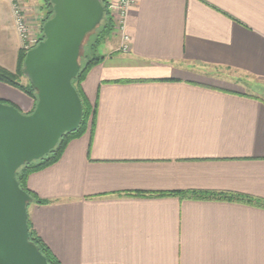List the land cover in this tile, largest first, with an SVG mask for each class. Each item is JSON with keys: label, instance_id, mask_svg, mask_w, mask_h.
Masks as SVG:
<instances>
[{"label": "crops", "instance_id": "1", "mask_svg": "<svg viewBox=\"0 0 264 264\" xmlns=\"http://www.w3.org/2000/svg\"><path fill=\"white\" fill-rule=\"evenodd\" d=\"M23 1L41 34L46 0ZM127 31L131 50L115 29L82 83L93 129L28 178L49 202L28 207L34 231L61 264H264V208L154 195L264 200V97L250 84L264 88V0H135ZM20 51L0 0V67L16 72ZM0 99L34 106L1 82Z\"/></svg>", "mask_w": 264, "mask_h": 264}, {"label": "water", "instance_id": "2", "mask_svg": "<svg viewBox=\"0 0 264 264\" xmlns=\"http://www.w3.org/2000/svg\"><path fill=\"white\" fill-rule=\"evenodd\" d=\"M49 1L53 15L44 22L42 40L24 60L23 75L37 91L36 107L24 114L0 103V264H49L30 241L32 198L16 173L80 127L83 104L72 81L81 69L85 39L107 12L101 0Z\"/></svg>", "mask_w": 264, "mask_h": 264}, {"label": "trees", "instance_id": "3", "mask_svg": "<svg viewBox=\"0 0 264 264\" xmlns=\"http://www.w3.org/2000/svg\"><path fill=\"white\" fill-rule=\"evenodd\" d=\"M101 1L107 7V12L101 24L93 31L94 33L91 32L89 34L90 35L89 43L85 47L84 54L81 56L80 59L81 60L80 72L78 73L76 78H74L72 81V84L76 88L83 104V119L80 124V127L74 132L65 133L60 139L57 146L53 150H51L47 155H45L40 160L27 163L26 165L21 167L16 173V178L20 184V187L23 190H25L32 198V201L29 203V206L31 204H36L39 206L49 204L48 201L41 199L28 188L27 181L29 176L33 173L42 171L47 167L57 163L62 157V154L65 151L68 144L72 140L82 137L89 128H91L92 130L95 125L97 106L96 104L94 105L91 104V102L87 99L82 87V83L85 80L88 73L103 60L104 57L99 53V47L111 34H113L114 30L116 29L113 17L108 9L109 1L108 0H101ZM44 8L46 11V16L44 18L43 25L44 22L47 21L53 15V5L50 3L49 0H46V5ZM42 38H43V32H42ZM25 56H26V52L20 51L16 72H10L7 69L0 67V82L8 86H11L13 88H16L17 90L21 91L22 93H24L26 96H28L33 100L34 106L32 110L29 113H24V114H30L34 111L36 107L38 97H37V91L31 86L29 81L27 82V84L21 82V78L24 77L23 69H24ZM0 103L12 105L15 108L19 109L16 105L6 100L0 99ZM132 195L139 197L152 196V194H147V193H135ZM154 195L155 196L178 195L182 198L189 197L197 200L231 201V202L244 203V204H249L252 206L264 208V200L254 198L251 196L239 195V194L192 192V193H183V194L157 193ZM28 224L30 230V241L34 243L36 247L39 249V251L46 257L48 263L61 264L59 260L56 258V256L53 254V252L49 249V247L34 231L32 224L29 220V217H28Z\"/></svg>", "mask_w": 264, "mask_h": 264}, {"label": "built area", "instance_id": "4", "mask_svg": "<svg viewBox=\"0 0 264 264\" xmlns=\"http://www.w3.org/2000/svg\"><path fill=\"white\" fill-rule=\"evenodd\" d=\"M135 0H111L109 11L113 17L115 27L121 32L120 50L127 53L131 50V36L127 31V18L129 9ZM14 23L24 52L36 47L42 40V30L35 31L29 21V10L23 0H10Z\"/></svg>", "mask_w": 264, "mask_h": 264}, {"label": "rangeland", "instance_id": "5", "mask_svg": "<svg viewBox=\"0 0 264 264\" xmlns=\"http://www.w3.org/2000/svg\"><path fill=\"white\" fill-rule=\"evenodd\" d=\"M94 33V32H93ZM92 33V34H93ZM91 34V35H92ZM117 35H115L114 33L113 34H111L110 35V37L111 38H113V37H116ZM89 40H90V35L89 36H87V38L85 39V41H84V44H83V48H82V52H81V56L84 54V49H85V47L88 45V43H89ZM101 47H102V45L99 47V53H101ZM81 59V58H80ZM81 61V60H80ZM241 79H243V80H248L247 78H241ZM21 82L22 83H24V84H27V82H28V80H27V78H25V77H22L21 78ZM249 83V82H248ZM250 84H251V90L253 91V93H256V94H261L260 96H262V97H264V88H261L260 86H254V84L253 83H251L250 82Z\"/></svg>", "mask_w": 264, "mask_h": 264}]
</instances>
